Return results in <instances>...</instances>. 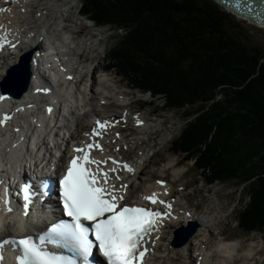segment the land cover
Returning <instances> with one entry per match:
<instances>
[{
	"label": "trees",
	"instance_id": "16d2710c",
	"mask_svg": "<svg viewBox=\"0 0 264 264\" xmlns=\"http://www.w3.org/2000/svg\"><path fill=\"white\" fill-rule=\"evenodd\" d=\"M82 13L126 32L109 68L166 107L200 103L176 150L212 184H249L238 224L264 229V53L229 36L224 14L201 0H84Z\"/></svg>",
	"mask_w": 264,
	"mask_h": 264
},
{
	"label": "bare ground",
	"instance_id": "6f19581e",
	"mask_svg": "<svg viewBox=\"0 0 264 264\" xmlns=\"http://www.w3.org/2000/svg\"><path fill=\"white\" fill-rule=\"evenodd\" d=\"M5 1L9 2L0 0V8H2L0 10V32L13 37L28 30L29 36L39 45L42 43L40 40L42 35H46L50 51L46 50L36 54L34 59L35 61L42 59L46 66L50 65L55 71H52V74L57 73L62 77L64 86L59 92L52 90V95L49 98L53 100L48 105L50 107L41 108L40 100L35 104L32 103L36 77L31 81L29 92L22 98L8 96L6 101L0 103V118L5 114L11 116L5 125L0 126L2 137L0 139V175L10 176L8 170L13 173V170L18 169V165L21 163L38 162L39 158H42V161H52L51 166L61 169L62 164L71 154V143L76 142L77 146H83L90 141V135L86 136L85 133L94 127L95 119L110 120L117 123L118 127L111 128L107 134L102 135L98 142L103 146V151L93 149L92 157L97 160H107L109 157H114L119 162L130 164L134 172L127 173L126 170L122 169L121 164V166L115 167L117 169L116 175L111 177L110 184L115 185L124 198H130L128 203L133 202V204L144 200L143 196L150 195V192H157V195L164 197L166 210L170 213L168 219L156 230L151 239L150 264H153V261L156 264H175V262L179 264H236L237 261L247 264L246 262L254 261L257 258L262 260L264 256L263 239L252 241L248 248L241 253L237 242L226 239L220 240L223 242L218 244L214 252H211L206 247V243L215 234L217 237L221 236L219 232H216L223 216L212 215L210 209H206L201 212L202 214L200 213L201 215H197L195 209H190L188 204L181 203L179 194L173 190L170 182L166 183L164 189L157 186L158 180H167L152 178L153 175H161L167 169H173V174L177 180V177L182 174V170L175 169L176 165L170 163L164 169L162 168L163 170L159 168L154 170V168L151 169L146 165L149 154L143 150V145L147 139L136 132L137 130H148L151 127L146 113L131 107L134 103L129 98L131 94L121 89L117 84L118 82L112 78V74L105 75L103 73L99 77L96 75L98 70H102V67H94L95 58L91 56L89 51V49L95 48L92 45L95 42L92 40L91 33H88L85 39L81 41L80 38L85 32L84 27L79 30L75 26L76 28L66 30V32L57 30L59 28L58 21L63 16L62 9L73 4L75 0ZM35 4L41 5L36 7ZM69 18H72L71 14L66 17L71 22ZM255 25L259 28L264 27V24ZM47 31L53 33L52 39H50ZM88 36L91 37L88 38ZM71 39L77 41V47L66 53L67 49L73 48L75 43L74 40L71 42ZM95 45L97 44L95 43ZM59 49H63V51H59ZM24 50L26 49H22V51ZM90 60L93 62L89 63ZM16 61L17 57L11 56L4 60L5 65L0 67V82L7 81L8 83L5 84L7 89L21 84L18 81L22 80L26 73L24 70L19 73V79H17L16 73L11 75L15 79L10 75L4 78L7 67ZM88 63V66H84ZM92 67L94 68L92 69ZM86 68L88 71L85 72ZM38 69L43 70L41 65L37 66ZM80 73H84V75H80L81 79L80 76H77ZM57 74L55 76H58ZM84 82L86 84L83 87ZM46 89L51 92L50 88ZM127 105H129L128 108ZM121 107L124 109L121 110L120 115H117V109ZM48 108L52 109L50 113L47 111ZM67 116H72V120L70 121L68 117L67 122ZM127 125H131L133 129L127 130L125 128ZM129 131L130 133H128ZM70 133L72 135L67 136ZM29 138L38 142L35 151H30L34 148L33 145L28 148L26 144ZM43 138L51 140L56 154L46 148L47 144L43 142ZM117 149L119 150L117 151ZM106 166L110 168L108 163L101 165L104 169ZM117 175L119 179H116ZM121 185L127 187L121 189ZM166 197L168 200L165 199ZM182 201L184 202V200ZM167 205H171V207L168 208ZM190 220L199 223L198 232L184 246L175 247L172 244L175 230L186 226ZM6 231L8 236L16 235L12 233L18 231V227L13 223H8Z\"/></svg>",
	"mask_w": 264,
	"mask_h": 264
},
{
	"label": "snow or ice",
	"instance_id": "6c2138e0",
	"mask_svg": "<svg viewBox=\"0 0 264 264\" xmlns=\"http://www.w3.org/2000/svg\"><path fill=\"white\" fill-rule=\"evenodd\" d=\"M3 45L0 44V47ZM71 79V77H69ZM41 91V89H37ZM47 92L48 89H43ZM6 97L0 96V100ZM47 111L50 113L51 108ZM11 119L9 114L0 118V126ZM140 123V121H137ZM91 133L92 140L83 146L74 147L73 154L67 162L66 170L58 180L59 201L62 215L69 219H58L34 237L26 235L20 238L9 237L0 240V262L4 260L5 246H11L17 252L16 264H94V249H98L103 258L102 264H145L148 252L144 246L146 236L156 230L163 216L162 213L148 207L122 205L124 196L115 185L110 184L109 172L115 173V167L105 170L101 165L111 160L113 165L118 161L111 157L97 160L91 155L93 149L103 151L97 137L103 135L108 122L97 120ZM118 135V134H117ZM119 149H117L118 151ZM122 169L129 173L134 169L128 163H122ZM119 179V176H116ZM162 184V181H157ZM48 183L42 181L39 195L46 196ZM121 185L120 188H126ZM19 194L23 197V215L30 212L33 197L37 195L31 183H23ZM151 204H166L158 200L157 194L143 196ZM8 211L11 212L10 201ZM168 208L171 205H167ZM90 237H94V240ZM71 255H64L63 250Z\"/></svg>",
	"mask_w": 264,
	"mask_h": 264
},
{
	"label": "rangeland",
	"instance_id": "374dc122",
	"mask_svg": "<svg viewBox=\"0 0 264 264\" xmlns=\"http://www.w3.org/2000/svg\"><path fill=\"white\" fill-rule=\"evenodd\" d=\"M83 2L84 0H75L73 4H69L66 8L62 9V17H67L71 14L72 18H69L71 20V25L73 28L78 27L79 30L86 26L78 17V10L82 8ZM201 3H206L215 11L224 14L227 19L225 21V32L229 36L248 49L260 50L264 53V27L259 28L253 23L246 22V20L243 21L244 19L242 18L239 19V17L233 15L234 13L230 12L229 9L221 6L215 0H201ZM35 5L39 7L41 4H39V6L38 4ZM88 33L92 34V40L97 44L95 45V43H93L92 45H94L95 48L89 49L91 56L95 58L94 67H102V70H98L96 75L99 77L103 73H105V75L112 74V78L118 82L117 84L121 89L131 94L129 98L134 102L131 107L134 110L146 113L147 119L151 124L148 130L136 131L140 133V136L147 139L146 143L143 145V150L146 151V154H149L146 165L151 169L154 168V170H158L157 168H159L161 170L170 163L177 166H175V169L179 168L182 170V174L177 177V180L173 174V169H167L163 174H157V176L153 175L152 178H162L170 182L173 190L175 192L177 191L179 194L181 203H186L190 206L187 205L190 209H195L197 215H201L202 211L210 209L213 213L212 215L223 216L220 220L219 229L216 232H219L221 236L217 237L216 234L213 235L206 243V247L211 250V252H214L218 244L223 242L220 240L226 239L237 242L241 253L248 248L252 241H260L262 239L264 241V229L246 232L241 226H238V215L250 202L248 194L249 184L239 185L235 180L214 182L212 185H206V178L201 171L195 167V159L188 158L186 154L183 155L182 152L176 150L174 142L180 138L182 131L197 119V116L200 114L198 110L200 103H196L193 106H185L180 109H172L165 106L166 108L164 109L163 105H166V103L162 96H155V99H152L148 93H144V91L134 87L132 85L134 83L124 78L120 72H118V69L109 68L114 62L113 50L122 43L126 32L124 30H119V28L114 25H104L98 26L97 30H90L89 32L85 30L82 36L86 37ZM91 36H88V38ZM84 39L85 38H80L81 41ZM90 62L93 61L90 60L89 63ZM89 63L84 66H88ZM94 67H92V69ZM86 69L85 72L88 71V69ZM81 75H84V73ZM81 78L80 76V79ZM87 78L89 79V77ZM84 84L86 83H83V87ZM128 106L129 105H127V108ZM123 109L124 107L117 109L116 114L120 115ZM67 118L70 121L72 120V116H67L66 121ZM125 128L127 130L133 129L131 125H127ZM128 133H130V131ZM134 153L136 154V152ZM182 200H184V202ZM262 221H264V219H262ZM246 263L264 264V256L262 260L257 258L254 261H248ZM175 264L179 263L175 262ZM236 264H242V261H237Z\"/></svg>",
	"mask_w": 264,
	"mask_h": 264
},
{
	"label": "water",
	"instance_id": "95a60500",
	"mask_svg": "<svg viewBox=\"0 0 264 264\" xmlns=\"http://www.w3.org/2000/svg\"><path fill=\"white\" fill-rule=\"evenodd\" d=\"M215 1L227 9L231 8L232 12L239 14V15H245L246 16V15L254 14L253 16H255V17L250 18L252 20V22L254 24H258V25L264 24V18L262 21L257 20L258 12L262 11L264 13V0H251L250 2L248 0H215ZM241 3H245V4H247V6L253 4V8H249L247 6L242 7L243 4L241 5ZM243 8L246 11H248L249 14H247V13L244 14L245 11H243ZM263 16H264V14H263ZM27 70H28V73H27V80H28L30 78L29 65L27 66ZM14 73H16L18 75L17 79H19L20 75L18 72H13V74L10 73V77H13L11 75H14ZM19 82H21V79L19 80ZM28 85H29V81L27 83H25V86H24L25 88L17 95V97H21L24 93L27 92ZM4 91L12 94L10 89L5 88ZM198 229H199V223L195 222V221H191V222H189L187 227H180L177 230H175L174 246L175 247L184 246L197 233Z\"/></svg>",
	"mask_w": 264,
	"mask_h": 264
}]
</instances>
